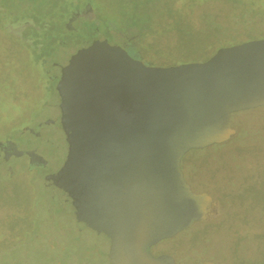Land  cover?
Instances as JSON below:
<instances>
[{
  "label": "flooded vegetation",
  "instance_id": "1",
  "mask_svg": "<svg viewBox=\"0 0 264 264\" xmlns=\"http://www.w3.org/2000/svg\"><path fill=\"white\" fill-rule=\"evenodd\" d=\"M93 1L0 0L1 264H112L109 238L77 218L60 187L76 133L64 124L60 82L77 53L96 45L163 68L264 40V0ZM229 122L227 143L180 159L205 212L172 234L138 237L140 264H264V105L233 112ZM116 207L128 224L130 201Z\"/></svg>",
  "mask_w": 264,
  "mask_h": 264
},
{
  "label": "water",
  "instance_id": "2",
  "mask_svg": "<svg viewBox=\"0 0 264 264\" xmlns=\"http://www.w3.org/2000/svg\"><path fill=\"white\" fill-rule=\"evenodd\" d=\"M60 84L64 124L76 132L60 187L77 218L109 238L112 264H140L138 237L172 234L205 212L180 159L192 148L227 143L235 135L230 115L264 105V40L163 68L93 45L71 59ZM71 103L82 114L77 121ZM124 201L128 224L113 215Z\"/></svg>",
  "mask_w": 264,
  "mask_h": 264
},
{
  "label": "rangeland",
  "instance_id": "3",
  "mask_svg": "<svg viewBox=\"0 0 264 264\" xmlns=\"http://www.w3.org/2000/svg\"><path fill=\"white\" fill-rule=\"evenodd\" d=\"M19 1H22V0H16V2H19ZM24 2H27V3H33V6H37L39 3H43L44 0H23ZM83 2H87V4H91L93 6H95V2L93 0H82ZM36 4V5H34ZM104 9V13H105V16L108 18V19H114L115 16H113L110 12H108L105 8ZM246 136V132L245 130H241V134L239 135V137L237 138V141H241L245 138ZM1 264V263H0Z\"/></svg>",
  "mask_w": 264,
  "mask_h": 264
}]
</instances>
